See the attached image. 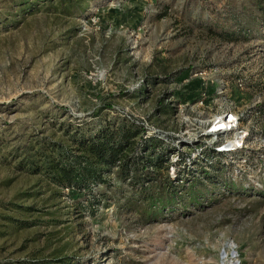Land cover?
Masks as SVG:
<instances>
[{"label":"rangeland","instance_id":"1","mask_svg":"<svg viewBox=\"0 0 264 264\" xmlns=\"http://www.w3.org/2000/svg\"><path fill=\"white\" fill-rule=\"evenodd\" d=\"M58 1L0 0V264H264L257 0H84L74 14ZM229 107L248 130L244 152L215 151L231 132L181 139ZM124 116L180 139L212 181L180 182L169 166L179 188L154 212L114 172L104 197L29 168L66 129Z\"/></svg>","mask_w":264,"mask_h":264},{"label":"trees","instance_id":"2","mask_svg":"<svg viewBox=\"0 0 264 264\" xmlns=\"http://www.w3.org/2000/svg\"><path fill=\"white\" fill-rule=\"evenodd\" d=\"M58 2L62 13L74 14L81 9L84 0ZM257 2L261 13V34L264 37V0ZM165 107L167 106L163 109L169 111ZM70 123H67V126H70ZM66 133L67 140L52 139L49 147L47 146L48 150L40 148L37 162L28 161L30 169L45 173L60 189L68 187L82 192L86 188L91 190V184L97 183L103 186L99 193L105 197V189L113 186L105 175L114 172L119 180L138 195L140 201L146 202L150 207L152 204H160L156 209V205L151 208L150 211L155 212L163 205L164 200H161V197L169 195L170 200L176 196V190L179 188L168 177L169 166H176L180 182H184L188 175H192L189 183H193V179L201 180L202 177L212 181L213 176L209 169L205 168V164L199 163L201 158L195 159L198 167H189L187 159L193 157L190 151L176 148L177 137L171 139L169 136L146 134L141 123L130 117H112L88 133L82 132L76 126L72 131L66 129ZM187 145L191 150L198 146L192 143ZM173 156L176 159L171 160L170 157ZM204 160L208 161L207 158ZM163 170L165 171L161 172ZM161 173H164L163 177ZM196 173L199 174L198 177ZM93 196L95 197V193Z\"/></svg>","mask_w":264,"mask_h":264},{"label":"built area","instance_id":"3","mask_svg":"<svg viewBox=\"0 0 264 264\" xmlns=\"http://www.w3.org/2000/svg\"><path fill=\"white\" fill-rule=\"evenodd\" d=\"M213 121L212 123L215 124V126L208 130H202L200 127L193 128V132L191 133H185V131H181L180 135L182 134L185 136L188 141L192 138H197L196 136H202L203 133L212 132L214 135L219 136L221 138V135L224 133L231 132L230 138H226L223 142L219 139L215 140V151L221 152L223 154H232V153H242L244 152L243 149L246 147V139L248 135V130L244 126H240V120L242 119L241 113H238L237 110L232 108H225L221 112L217 113L214 117H212ZM218 120H222L221 123L217 122ZM212 127V126H210ZM176 135H179L178 133ZM181 139H185L182 137ZM218 137V138H219ZM180 139H176L175 143H177V146L179 145ZM247 152L243 154L244 157H247ZM242 156V157H243ZM243 157V158H244ZM242 158V159H243ZM173 160L176 159L175 156L172 158ZM189 159H187L188 161ZM173 170V167H171Z\"/></svg>","mask_w":264,"mask_h":264},{"label":"bare ground","instance_id":"4","mask_svg":"<svg viewBox=\"0 0 264 264\" xmlns=\"http://www.w3.org/2000/svg\"><path fill=\"white\" fill-rule=\"evenodd\" d=\"M222 120H218L217 122L221 123Z\"/></svg>","mask_w":264,"mask_h":264}]
</instances>
